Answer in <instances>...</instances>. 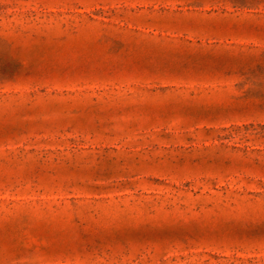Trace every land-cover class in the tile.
Segmentation results:
<instances>
[{
	"label": "rangeland",
	"instance_id": "1",
	"mask_svg": "<svg viewBox=\"0 0 264 264\" xmlns=\"http://www.w3.org/2000/svg\"><path fill=\"white\" fill-rule=\"evenodd\" d=\"M0 264H264V0H0Z\"/></svg>",
	"mask_w": 264,
	"mask_h": 264
}]
</instances>
